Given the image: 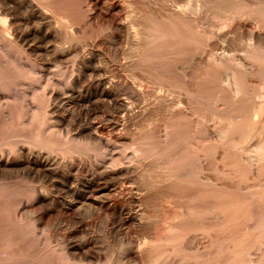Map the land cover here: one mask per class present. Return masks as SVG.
<instances>
[{
	"label": "rangeland",
	"instance_id": "rangeland-1",
	"mask_svg": "<svg viewBox=\"0 0 264 264\" xmlns=\"http://www.w3.org/2000/svg\"><path fill=\"white\" fill-rule=\"evenodd\" d=\"M89 3L90 2H87V0H69V6L67 10H70L69 12H71L73 15L72 21H70L62 13L55 14L54 18L56 20L54 23L58 28H60L59 31L62 35V37L60 35L62 46L74 47H72L73 51L68 57L59 62L52 59V51L47 53L44 56L43 61L48 62V66L45 71V78H43L41 82H39L37 78L34 77L35 73L31 72L28 67L18 69V73H15L18 74L15 77V80L17 79V81L13 79L12 85H17L18 82H20L18 87H21V90L27 89L29 91H27L26 96L23 95L24 91H21V93L19 92L18 98H16V100H12V103L15 105V108H13V118L15 119L9 122L7 121L5 124L6 126L3 125V121H1L0 134L2 139L0 138V147H3L5 143L6 148L11 147L10 150L15 151L14 144H16L19 139H25L29 145L36 144L38 147L42 146L44 150H53L52 152L58 154L61 160L64 159L70 161L71 165H69L66 170H69L71 174H73V177H84L88 171L89 165L93 163L96 164L103 162L105 165L111 166V163L114 162L117 165L128 164L131 167L128 173L107 180L109 183L113 184L112 189L111 191L100 192L98 201L96 203L87 202L84 205H79V207L74 206L73 203H71L78 201V195L80 193L79 191L74 193L70 190L66 191L65 188H55L51 181L47 180L46 182L43 180V183L48 186L50 198L46 205L36 202L35 195L30 192L32 185L38 184L37 180H31L32 182L27 183L21 174H17L18 176L14 174L15 176L12 175L10 178L8 177L6 179H2V181L0 180V264H17L18 261H24V258L27 260L29 257H31L27 256V258H21L17 254L16 256L11 253V247L18 250V247L21 245V247L23 246V248L30 251V249L33 250L36 245L40 246V243L42 244L43 242L44 247L47 250L51 249L50 253L53 254L55 261L58 260V262L54 264H65L66 260L63 256L65 243L67 241H76L83 238H87L92 242V250L97 255L94 258V264H150V262H148L150 261L148 257L147 259L145 258L146 256L142 257L143 259L140 257L137 259L135 256H133L132 251L124 249L126 248L125 246L127 239L135 240L137 243H142L144 241H149L153 244L154 242L160 243L157 245L154 244V248L156 247V250L154 249V251H161L162 248H159L161 246L163 249H166V251L158 256V258L154 261L155 263L152 262L151 264H264V224L255 223L252 219L248 220L249 217L256 215L257 213L264 212V199H262V201L254 200L243 202L238 193L229 195L228 193L225 194L226 192H220L218 196H215L213 194L214 187L211 185V183H206V202L212 203L215 199L222 201L224 197H226L225 199L227 200H223V207L226 210H240L242 216L245 217V219L236 221L237 223L234 222L232 224L226 225L225 227L222 226V228L218 229V231L212 230V233L210 231L197 234L196 239H198V242L200 241V243H202L201 245L203 246L204 243L206 244L203 247L205 249H202L203 252L198 253L194 249L195 242L191 243V240L185 238L188 241L186 242L184 239L183 243L181 240L177 246L176 244L174 246L172 242L167 240L169 235H173L177 232V230L172 231V229L170 230V228L167 227L172 221L171 216H173L175 212L181 213L183 209L185 210L188 207V202H190V204H194L195 200H188L186 197H181L178 195V197L180 196L181 199L179 198L178 200V198H176L177 196L172 197L170 199V206L168 204L169 200L164 198L163 194L160 195L161 193L159 194V191L155 192L159 190L156 187V185H158V181L156 182V180L157 177H159L157 174L159 175V173L162 172V169L170 172L173 178H188L191 180L197 178V174L193 173L195 172L194 169H192L194 167L191 165V168L190 166V164H192V160L190 158H185L184 156L186 151L188 153L190 150L191 151L189 153L192 155L194 151L190 148H195V146L187 148L185 143L189 139L194 141L195 135L198 136L200 133V135H204V132H202L201 129H198L195 119L186 121L179 118V120L176 121L174 125L176 141L175 145L173 144V152L170 153L171 155L168 153L166 155H159L157 153L154 136L159 125L162 124L161 126L163 127L164 123L167 122V113L162 112L161 114V112L155 110L156 108L153 106V101L157 92L159 91V84L163 80L164 82L168 81V83L174 84V88L176 87L174 90L176 96L182 94L180 91L182 90L181 84L183 85V83L180 82H182L183 79L179 73L181 71L180 65L182 63H187L186 65L189 68L190 64L195 61L191 64L192 66H190L189 69H191L193 72L203 70V62L201 63V61L196 58L200 57L203 58V61L207 60L210 52L209 48H211V45L209 46L208 44L213 42L217 43H215L218 49H216V52H225L229 57H235L237 60L241 59V56L244 57L242 52L243 50L241 46L238 45V42L234 44V42L232 43L230 41L233 33L228 31V33L226 32L224 35H220L221 37H218V41L215 38H213V40L212 38L207 40L206 35L208 32L203 33L200 29L201 31H195L196 33L194 32L195 36H197H193V38L195 37V40H188V42H186V46L185 44H180L178 42L171 43L165 40L161 41L156 46L153 40L149 42L148 37L145 36L148 31L150 32L151 20L148 22L149 19H141L142 22H140L138 26L137 24L139 19L138 17H135V14H141V12H143L142 14L146 15V13L149 14L150 9H155L156 11L163 13L164 4L161 0H98L99 6L97 5V8L92 13L89 12L90 10H88ZM115 6H118L120 10H122L121 12L124 13V16L122 17L126 18L123 19L127 23L131 24V28H138L139 30L143 31L139 37H136L135 39V37L130 34V36L120 39L117 36V33L112 28L108 27L110 16L116 12V10H114ZM61 8L65 9V6H61ZM136 11L138 12L135 13ZM93 13H96V15L94 16ZM132 15H134V19L132 18ZM210 18L211 19L207 17L204 19V21H213L212 17ZM202 21L203 20L201 18V20H196V23L201 25ZM54 23L53 25H55ZM247 23L248 30L257 31L264 37V30L262 28L258 29L254 19H248ZM143 24H146V27L142 26ZM199 36L203 39V41L199 38ZM139 41L141 46H144H142V48L145 50H142L141 53L136 54L133 50V47L139 43ZM204 42L207 43L204 44ZM166 49L168 51H166ZM173 50L177 51V53H172L171 55L169 52ZM15 51L16 50H12V55H14ZM156 52H167L165 55L169 56L167 57L169 60L165 59L166 56L164 54V56L161 55L162 57L158 55L156 56ZM205 52L207 53L205 54ZM91 53L96 54L95 64L98 65L102 70L100 73L97 72L95 76L102 75L107 77L112 81V91L115 92L118 97L130 100L129 103L131 105L133 104L132 110L129 113L122 117L120 116L121 120L123 119L124 121L120 126H115L112 123L113 119L110 118L111 115L117 114L116 112L118 108L114 103L101 100L97 104H94L91 117L89 118L96 121L102 127V135L104 137L103 142L92 139L86 134H77L78 122L75 120L74 108H72L69 112L60 110L59 112L53 113V111L51 112L52 104L50 107L52 100L50 101L48 98L49 92L53 88L59 89L63 92L67 87H73L72 82L70 83L72 74H76L78 72L82 59ZM138 54L139 57L137 56ZM152 54H154V57ZM1 56L0 58H2ZM182 56L184 59H182ZM13 58L15 59V57H12V60ZM176 60L177 62H175ZM185 60L187 61L186 63ZM158 61H162L164 63H158ZM13 63L14 62L12 61V64ZM232 65H234V63H232ZM167 66L168 69H165ZM174 68H177L178 70H175ZM160 71L161 73H159ZM165 71L168 75L165 73ZM171 74H174L176 77H173L174 75L172 76ZM35 76L37 77V75ZM177 76L180 77V79L177 78ZM165 78H168V80ZM169 78L173 79L175 82L173 83ZM253 79L254 81L252 89L256 90L259 95L255 97L251 96V100H255L256 102L264 100V72L253 76ZM79 84L76 87L85 92L87 88H94L95 79L93 76L86 74L82 77ZM208 102L209 101L204 104V109L201 111L202 114L205 116H211L213 113H216L217 115L216 109H212V103ZM13 104L12 106L14 107ZM71 106L73 107V105ZM150 106L152 107L150 108ZM146 108L148 110H146ZM0 111H4L3 104L0 105ZM61 114L65 115L64 121L58 120V116ZM255 114L254 116L256 119L260 118L259 113ZM223 115H221V118L225 120L226 115ZM161 117H165L164 119L166 120H164V123ZM203 126L205 127V124ZM187 127H189L191 131L189 130L188 132L187 130L189 128ZM195 127H197L196 129L198 130H196L194 133L193 128ZM179 129H182V132H180L181 130L179 131ZM11 132L12 136H8V134H11ZM28 133L29 136L31 135L30 140V137L27 136ZM185 133H187L188 136ZM3 134L6 135L4 136ZM2 135L5 137V139ZM10 138L12 139V146H7V144H9V140H11ZM181 139H183L182 142L180 141ZM215 139V136L214 138H210L207 136L205 137L204 135V139L202 141L204 143L201 142L202 145L204 144V149L207 148L204 150L205 152H208L206 153L207 155H205V161L209 162L206 163V166L208 167L209 165L210 167L208 170L205 168L203 173L206 174V176L207 174L208 176H211L212 173L213 177H219L223 175V170L226 171L227 168L232 169L234 168L235 164L233 162H229L228 160L226 163V160L222 159L215 153L214 148L218 143V139ZM254 139L255 138L252 137L250 139L251 141L249 140L248 143H251ZM212 141L214 142L212 143ZM177 143L178 145H176ZM184 147L187 149H184ZM180 148L183 149L184 151L182 150V152L185 153H182ZM14 154L15 153L12 152V157H14ZM214 156H217V158ZM186 162L188 167L187 170H185L183 167L186 166ZM179 164L182 165L180 166ZM172 165H174L176 168L179 165V168L176 169ZM236 165L239 166V164ZM143 169H146L144 171L145 173L143 172ZM179 170L181 171L179 172ZM171 171L174 172L172 173ZM182 171H185V173ZM141 172L143 175L140 174ZM175 173L178 174V176L180 174L181 177H178ZM237 173V178L240 179L241 183H247L246 185H248L253 191H261L264 189V185L260 184L261 178L251 174L252 172L247 168L244 169L241 167ZM145 175L148 177H145ZM143 176L145 178H143ZM153 177L155 178L153 179ZM150 181L152 184L149 183ZM244 190L245 189H242L241 191ZM221 197L223 199H221ZM174 199H176L178 202L183 199L184 200L178 203ZM112 200L114 202H118V204H123L124 206L126 205V207L129 205L132 210L140 208L142 211L141 213L143 214L141 222H137L136 220L132 219H126L123 222L114 220L112 211L106 206L107 201L111 202ZM175 203L180 204V206L176 205ZM183 203H185L186 208L184 207ZM249 223H251V226ZM165 235H167L166 239L164 237ZM19 236L20 239H23V241L19 239ZM157 239L159 241H157ZM18 240L22 242L18 243ZM13 242H15V244ZM23 242H25V244ZM17 243L19 246H17ZM170 249L172 251H170ZM4 250H6V252ZM256 254H258L257 258L254 257ZM15 257L20 260L15 259ZM32 257L34 258L36 255H33ZM92 262L91 264H93ZM38 263L48 264L44 262Z\"/></svg>",
	"mask_w": 264,
	"mask_h": 264
},
{
	"label": "bare ground",
	"instance_id": "bare-ground-1",
	"mask_svg": "<svg viewBox=\"0 0 264 264\" xmlns=\"http://www.w3.org/2000/svg\"><path fill=\"white\" fill-rule=\"evenodd\" d=\"M161 1L164 4L163 13L162 12L160 13L155 9H150L149 14L146 13V15H144L142 14L143 12L141 11H139L141 12V14L139 13H138L139 15L135 14V17H138L139 19V22L137 24L138 26L143 19H147V20L149 19L148 22L151 20V24L149 23L151 26L150 32L148 31V33L145 35L148 37L149 42L153 40L157 46L161 41L165 40L171 43L178 42L180 44H185L186 46V42H188V40H195V37H197L194 34L195 31L199 32L202 30L203 33L208 32L206 35L207 36L206 39L208 40L212 38L213 40V38H215L217 39V41H218V37H221L220 35H224V33L226 32L228 33V31L229 32L231 31L233 35L230 38V41L232 43L234 42V44L238 42V45L241 46L243 50L242 52L244 54V57L241 56V59L237 60L235 59V57H229L225 52H216L217 49L216 42H215L216 44L214 42L208 44L209 46L211 45V48H209L210 52L207 60L203 61V58L200 57L196 58L199 59L201 63L203 62L204 64L203 70L194 71V72L191 71V69L189 68L190 66H192L191 64L195 61L192 60L193 61L192 63L190 61L191 64L188 68V66L186 65L187 64L186 58H185L186 64L182 63L180 65L181 71L179 70L180 71L179 73L183 81L182 82L178 81L180 79V77L178 76L177 78L179 79L176 81L183 83V85L181 84L182 87L180 86L182 88V90L180 91L182 94L180 95L177 94L179 96H176L174 93V90L176 88V87L174 88L173 86L174 84L168 83V81L164 82L163 80L159 84V91L157 92L155 99L153 101L154 102L153 106L156 108L155 110L160 111L161 114L162 112L167 113L166 116L167 122L164 123L165 122L164 120L166 119H164L165 117L164 118L161 117L163 119L162 121L164 123V126L162 127L161 126L162 124L159 125L154 136L155 147L159 155H163V154L166 155L167 153L170 154L173 152L174 149L173 146L175 145V141H176L175 130H174V125L176 121H178L179 118H181L182 120L184 119L186 121L195 119L198 129H201L202 132H204L205 137L207 136L210 138H214L215 136L216 137L215 140L218 139V143L216 145L214 143L215 153L222 159L226 160L225 161L226 163L228 160L229 162H233L235 164L234 168L232 169H228L227 167H226L227 168L226 171L221 169L223 170V175L219 177H213L212 173L211 176H208V174L206 176V174H204L203 171L205 168H207V170L208 168H210L209 165L208 167L206 166V163L208 161H205V157H206L205 155H207L206 153L208 152L204 151L207 148L204 149L203 147L204 144L202 145V143H204L202 142L204 139V135L203 134L200 135L201 134L200 133L198 136L197 135L194 136L195 137L194 141L190 140L188 137L189 140L188 141L185 140L187 141L186 143L184 142L187 148L195 146V148L194 147L190 148L194 151L192 155L191 153H189L191 151L190 150L188 153L186 151V154H184V156L185 158H190L192 160L191 162L192 164H190V166L192 165L194 167L192 168L191 166V168L194 169L195 171L193 173L197 174V178L193 180L188 178H179V179L173 178L172 174L168 171H165V169H162V172L160 171L161 173L158 172L159 175L157 174V176L159 177L155 176L157 177L156 182L158 181V185H156V187L157 189H159L155 192L159 191V194L161 193L160 195L163 194L164 198L169 200L168 203L169 205L171 204L170 199L176 196L178 200L179 198L181 199L182 196L186 197L188 200H195V203L193 202L194 204L192 203L190 204V202H188L190 205L186 202L188 204L187 205L188 209L185 207L186 206L185 203H183L184 207L186 208L185 210L184 209L182 211L180 210L181 213L175 212L173 216L170 215L172 217V221L168 224L167 227L170 228V230L172 229V231L177 230V232L173 235H169L167 237V240L172 242L174 246L175 244L177 246L178 243L181 242V240L183 241L185 238L191 240V243L195 242L194 249L199 253V252H203L202 249H205L203 247L206 244L204 243L203 246L201 245L202 243H200V241L198 242V239H196L197 234L210 232V231L212 233V230L218 231V229L222 228V226L225 227L226 225L245 219V217L242 216L240 210H228V209L226 210L223 207L222 205L224 203L223 200H227L225 199L226 197H224V199L221 197V199H223L222 201L214 198L215 200H213L212 203L206 202L205 199L206 183H211V185L214 187L213 190L214 192L213 191L211 192H213L215 196H218L220 192L221 193L226 192L225 194L228 193L229 195L230 194L233 195V193H238L239 197L241 198V200H243V202L254 201V200L262 201V199H264V189L261 191H253L248 185H246L247 183L246 184L241 183L240 179H238L236 175L238 174L237 172L241 167L244 169L247 168L249 171L252 172L251 174L260 177L261 178L260 184L264 185V100L258 102H256L255 100L254 101L251 100L252 99L251 96L255 97L259 95L256 90L252 89L253 81H254L253 76L259 75L264 72V37L261 33L254 30H248L247 28L248 26L247 20L252 18L255 20L258 29L262 28L264 30V0H161ZM87 2H90L89 8L87 7L88 10H90L89 12L91 13L94 12V10L97 8L98 0H87ZM61 6H65V9H62ZM68 6H69V0H0V56L2 55L1 56L2 58H0V105L3 104V109H4V111H0V124L1 121H3L2 124L5 125L7 121L9 122L15 119L13 118L14 117L13 108H15V105L12 103V100L13 99L16 100V98H18L19 92L21 93V91L22 92L24 91L23 95L26 96L27 91H29L27 89L21 90V87H18V84H20V82H18L17 85L14 86L12 85L13 84L12 80L13 79L15 80L16 75H18L15 74L18 69L28 67L31 72L37 75V77L35 75L34 77L37 78L39 82H41L43 78H45V71L48 66V62L43 61V58L47 53L52 51L53 52L52 59L54 61H59V62L62 61L64 58L68 57L69 54L72 53L74 48L73 46L71 47L62 46L61 44L62 35L60 34L59 31L60 28H58L57 25L54 23L56 20L54 18L55 14H61V13L65 15L70 21L73 20L72 13L69 12L70 10L69 11L67 10ZM114 8L116 12H114L113 15L110 16L108 27L112 28L117 33V36L120 39H124L130 36V34L133 37H135V39L136 37H139V35L142 34L143 31L139 30L138 28H131L132 27L131 24L127 23L124 20L126 18L122 17L124 16L123 15L124 13L121 12L122 10H120L118 6H115ZM137 12L138 11H136L135 13ZM95 15L96 13L94 14V16ZM133 16L134 15H132V18ZM207 17L209 19H211L210 17H212L213 21L211 20L209 22L204 21V19H206ZM201 18L203 20L202 24L201 25L197 24L196 20L197 21L201 20ZM53 23L55 25H53ZM145 25L143 24L142 26ZM193 36L195 37L193 38ZM200 36L199 38L203 41V39ZM206 43L204 42V44ZM142 46L139 41V43H137L133 47L134 52L136 54L141 53L142 50H145L142 48ZM12 50H16L15 51L16 54L14 52V55H12L13 54ZM166 51L168 50L166 49ZM169 53H171L172 55V53L175 54L177 53V51L173 50L170 51ZM206 53L207 52H205V54ZM154 54H152V56ZM163 54L165 55L167 54V52L157 53L156 56L157 55L161 56ZM137 56L139 57V54ZM188 56H184V57H188ZM12 57H15V59L17 60H15L14 58L12 60ZM167 57L169 56H166L165 59H167ZM182 59H184L183 56ZM167 60H169V58ZM177 60L175 62H177ZM12 61L14 62L13 64ZM159 62L160 61H158V63ZM95 63H96L95 53H91L90 55L84 57L81 61L78 72L76 74L73 73L71 76L70 83L72 82L73 87L69 86L63 92L59 89L53 88L52 90H50L48 98L50 101L52 100V102L50 103V107L52 104L51 112L53 111V113L59 112L60 110L69 112L72 108H74L75 120L78 122L77 134L79 135L86 134L92 139L98 140L99 142H103L104 137L102 135L103 134L102 127L96 121L91 120L89 118L91 117L94 104H97L99 101L103 100L107 102H112L117 106L118 108L116 112L117 114L116 115L113 114L110 116V118L113 119L112 123L115 126H120L123 124L124 121L123 119L121 120V117L126 115L132 110L133 104L131 105L129 103L130 100H126L125 98L118 97V95L112 91V87H113L112 81L109 80L107 77H104L102 75L95 76L97 72L100 73L102 71L101 68ZM232 63H234V65H232ZM165 69H168V66ZM174 69L176 70L177 68ZM159 73H161V71ZM165 73L167 74L166 71ZM86 74L94 77L95 86L94 88H87L86 91L84 92L81 89L77 88L76 86L80 83L82 77ZM173 77L176 76L174 75ZM165 79L168 80V78ZM171 80L173 83L175 82L173 79ZM15 81H17V79ZM207 101L212 103V109H216L217 115L216 113H213L211 116H205L202 114L201 111H203L204 104ZM12 104L14 105V107L12 106ZM71 105H73V107ZM151 107L152 106H150V108ZM146 110L148 109L146 108ZM255 113H259L260 118L256 119L254 116ZM223 114L226 115L225 120L221 118V115ZM1 115L4 117H2ZM64 119H65L64 114L58 116L59 121H64ZM204 124L205 127L203 126ZM197 127L193 128L194 133L196 130H198L196 129ZM189 130L190 128L187 131L189 132ZM179 131L182 132V129H179ZM3 135L5 136L6 134ZM8 136H12V132L11 134H8ZM27 136H29V133ZM252 137H254L255 139L251 143H248V141ZM0 138H1V134H0ZM30 139L31 137L29 138V140ZM182 140L183 139H181L180 141L182 142ZM213 142L214 141H212V143ZM8 143L9 144L6 143L7 146L9 145L12 146V139L9 140ZM26 143L27 142L25 139L23 140L19 139L16 142V144H14L15 151L10 150L11 147L6 148L5 143L3 147H0V180L2 181V179H6L8 177L10 178L14 174L16 175L21 174V176L24 177V180L27 181V183L32 182L31 180H37L38 184H33L30 192L33 195H35L36 202L43 203L46 205L50 198H49L48 186L43 183V180H45L46 182L47 180L51 181V183L53 184V186H55V188L56 187L65 188L66 191L70 190L71 192L74 193L76 191H79L80 193L78 195V201L71 202L73 203L74 206L79 207V205H84L87 202L96 203L98 201L100 192L111 191L112 189L113 184L109 183L107 180L128 173L131 167L128 164L117 165L114 162L111 163V166L105 165L103 162H99L96 164L93 163L89 165L88 171L84 175V177H73V174H71L69 170H66V168L69 165H71L69 160H64V159L61 160L58 154L52 152L53 150L47 151L44 150L42 146L38 147L36 144L29 145L28 143L27 144ZM176 145H178V143ZM181 148L180 150L182 152L183 149ZM187 148L184 147V149ZM12 152L15 153L14 157H12ZM214 157L217 158V156ZM236 164H239V166H237ZM179 165L181 166L182 164ZM178 166L177 168H179ZM183 167L185 170H187L188 168L187 162H186V166ZM145 170L143 169V172ZM180 171L181 170H179V172ZM171 172L173 173L174 171ZM183 173H185V171ZM140 174H142V172ZM176 175L178 176V174ZM146 176L147 175H145V177ZM145 177L143 176V178ZM155 177H153V179ZM178 177H181L180 174ZM149 183H151V181ZM242 189L245 190L241 191ZM178 195H180L181 197L180 196L178 197ZM176 202L178 201L176 200ZM175 204L180 206V204L177 203ZM106 206L109 207L110 210L112 211V214L114 215L113 216L114 220H119L123 222L126 219H132V220H136L137 222H141V219L143 217L140 208L136 210H132L129 207V205L126 207V205L124 206L123 204H118V202H114L113 200L111 202L107 201ZM251 219L255 223L264 224V212L257 213L256 215H253L248 218V220ZM249 225L251 226V223H249ZM166 236L167 235L164 236L165 239ZM186 239L185 241L187 242L188 240ZM20 240L23 241V239ZM20 240H18L17 242L18 243L22 242ZM157 241L159 240L157 239ZM13 243L15 244V242ZM23 243L25 244V242ZM43 243L42 244L40 243V246L36 245L37 247L34 245L35 247L33 248V250L30 249L31 252L23 248V246L21 247V245L19 246V244L17 245L20 247V248L18 247V250L11 247L12 251L11 250L10 251L12 254L14 255L17 254L21 258L22 257L27 258V256H31L27 260L24 258V261L15 257V259L20 260L17 262V264H36L38 262H44L48 264L57 263L58 260L55 261L53 254L50 253L51 249H48L50 250L48 251L44 247ZM154 244L157 245L160 243L154 242ZM154 244L149 241L137 243L135 240L127 239L125 246L126 248L124 249L132 251L133 256H135L137 259L139 257L143 259L142 257L144 256H146L145 258L147 259L148 257L150 259V261L148 262H150L151 264L152 262L155 263L154 261L158 258V256H160L166 251V249H163L162 246L159 247L160 249L162 248L161 251L159 250L154 251V249L156 250V247L154 248ZM4 251L6 252V250ZM170 251L172 250L170 249ZM253 252L256 253L255 251ZM258 254H256V256L254 257L257 258ZM33 255H36V257L33 258L32 257ZM63 256L65 257L66 260L65 264H91L92 261H93L92 263L94 264V260H95L94 258L97 255L92 250V242L87 238H83L76 241H67L64 245Z\"/></svg>",
	"mask_w": 264,
	"mask_h": 264
}]
</instances>
